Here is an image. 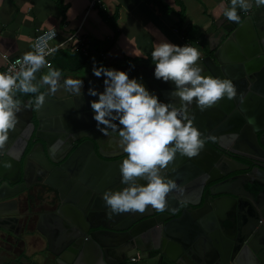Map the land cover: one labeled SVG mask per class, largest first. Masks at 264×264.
<instances>
[{
  "label": "water",
  "instance_id": "water-1",
  "mask_svg": "<svg viewBox=\"0 0 264 264\" xmlns=\"http://www.w3.org/2000/svg\"><path fill=\"white\" fill-rule=\"evenodd\" d=\"M229 28L223 47L215 54L221 62L207 61L205 74L232 78L238 97L224 98L203 112L193 105L194 124L206 138L205 147L195 157L177 154L168 166V176L184 186L188 203L181 204L170 194L163 212L149 207L143 213L126 212L108 218L101 199L103 188L118 189L124 185L106 186L105 179L95 182L93 173L98 168L99 155L105 157L102 163L106 168L119 165L125 154L118 140L114 135L108 136L105 144L114 150L109 154L102 153L96 143L98 154L88 131L75 130L53 156L48 139L42 135L44 120L37 119L35 124V116L42 117L40 111L47 108L48 114L56 118L55 123L62 120L74 124L68 113L78 108L90 118L92 96L87 91L84 94L85 107L74 97L73 106L70 98L58 100L60 97L54 96V100L45 94L39 108L36 102L24 105L27 112L22 129L11 133L0 149V229L12 232L18 221L16 212L10 211L4 200L24 190L20 180L26 181L22 171L28 162L38 167L41 180L47 170L50 176L65 170L78 177L85 167L87 176L80 181L87 189L77 184L69 196L60 191L61 205L69 209L74 230L70 245L60 253L55 251V264H76L90 255L94 260L104 248H125L132 258H154L159 263L167 257L187 264H264V6L260 20L247 15ZM224 48L228 59L223 56ZM153 68H144L143 74L136 76L142 75L146 87L161 100L179 105V99L170 95L172 85L155 79ZM85 80L87 89L103 91V76L88 79L86 75ZM240 93L244 94L243 102L239 100ZM76 123L85 126L83 122ZM86 135L90 141L83 139ZM84 149H88L87 153ZM77 158L81 159L80 168L69 171V164ZM237 158L247 160L253 167ZM4 161L15 164L16 180L10 178ZM44 182L48 183V179ZM10 184L17 187H8ZM81 192L83 197L78 196ZM98 225L105 229L91 230ZM208 244L212 254L204 255L202 249Z\"/></svg>",
  "mask_w": 264,
  "mask_h": 264
},
{
  "label": "crops",
  "instance_id": "crops-1",
  "mask_svg": "<svg viewBox=\"0 0 264 264\" xmlns=\"http://www.w3.org/2000/svg\"><path fill=\"white\" fill-rule=\"evenodd\" d=\"M91 0H0V69L4 65L2 53L17 56L24 55L30 51V42L35 33L39 30L55 28L56 35L50 41L51 45H57L71 35L76 29L80 30L83 37V44L76 41H70L57 48L54 53L46 58L53 68L61 71L62 78H78L84 80L83 93H86V80L93 79L96 76L92 73L93 61L97 64L102 63L106 67L120 69H130V76L143 74L144 68L154 66L151 57V51L155 44L164 38L172 43L183 45L186 39L178 32L175 23L177 18L167 12H159V7L147 3L145 0H96L90 7ZM164 5L178 10L179 6L175 5L174 0H160ZM184 8V18L182 27L190 28L195 39L192 46L199 49L200 63L204 69L207 61L220 63L221 58L215 56L216 51L223 47V41L228 36L229 27L235 21H229L223 15L225 7H230V0H179ZM251 6L247 10H239L241 17L252 16L255 20L262 17L263 6L257 7L255 0H250ZM188 44V43H187ZM223 49V48H222ZM223 56L228 59L227 52L223 51ZM134 67H131L133 66ZM48 71V66L42 67L36 73V81H40L42 74ZM97 79V78H96ZM40 93H45L50 98L58 100L70 98L72 105H75L73 93L65 92L62 88L55 94L47 90V86L40 84ZM38 94L17 92L16 98L21 101L22 110L18 113L19 122L14 131H20L26 118V108L24 105H31L36 102L35 97ZM55 96V97H54ZM81 101L86 107L85 97L75 98ZM96 97H92V100ZM46 111V112H45ZM91 111H89L90 113ZM42 117L34 118L35 124L37 119H43V134L53 145L58 138L65 142L72 132L88 131L91 139L95 140V135L103 134L96 127V121L88 118L78 108L74 109L71 115L74 124H68L62 120L56 119L53 115L48 114V109L41 110ZM53 117V118H52ZM52 120V121H51ZM76 122H83L85 126H80ZM70 125V126H69ZM77 125V126H76ZM66 128H72L70 131ZM14 131L10 132V136ZM15 135V134H14ZM86 135L83 139L90 141ZM98 135V136H99ZM105 137V136H104ZM108 137L103 138L104 149L101 152L109 154L111 147L106 145ZM42 142L43 139H41ZM96 145V143H95ZM63 146V145H62ZM99 147L96 145L95 150L98 152ZM88 150V149H87ZM84 149L83 152L87 153ZM83 155V154H82ZM100 156L97 169L94 170L95 182L104 180L106 186H118L120 184L119 166L115 168H106L102 163L105 157ZM88 161L89 156H87ZM80 158L75 159L69 164V171L80 168ZM7 167V173L11 179L16 180L17 169L14 163ZM105 166V168L103 167ZM38 167L33 162H28L25 172L26 181L24 190L17 195L8 196L4 200L10 206V211H15L18 221L14 224L11 231L0 229V264H53L57 252L65 249L66 245L72 240L70 227L73 224L65 218H54L58 215V208L62 204L59 200L40 202V196L50 195L54 198H61L60 191L69 196L77 187L82 185L80 178L87 176L85 167L81 168V173L77 176L70 175L68 171H59L50 176L49 170L46 176L42 178L38 174ZM49 175V176H48ZM84 176V177H85ZM48 179V183H45ZM31 182L36 191H29ZM17 184H10L8 187H17ZM83 189H87L82 185ZM104 190L109 189L104 187ZM29 191V192H28ZM28 193L35 197L36 201L32 202ZM84 192L78 194L83 197ZM12 195V194H11ZM34 208L30 207V202ZM105 229L100 225L94 229ZM104 231H102L103 233ZM105 232H107L105 230ZM59 248L55 252V248ZM210 244L202 249L204 255H211ZM105 249V248H104ZM103 249V250H104ZM107 250L106 256L100 260H92L91 255L84 261V264H187L184 260H171L164 257L159 263L154 258L148 260L139 257L128 256L122 248H113Z\"/></svg>",
  "mask_w": 264,
  "mask_h": 264
},
{
  "label": "clouds",
  "instance_id": "clouds-1",
  "mask_svg": "<svg viewBox=\"0 0 264 264\" xmlns=\"http://www.w3.org/2000/svg\"><path fill=\"white\" fill-rule=\"evenodd\" d=\"M230 3L223 11L229 21L239 22L238 9L243 11L251 6L250 0H230ZM255 4L264 6V0H255ZM54 51L50 48L26 52L8 71L0 72V149L19 122L18 113L22 108L17 92L38 94L37 108L45 100L40 84L46 85L51 94L62 88L75 98H83L84 80L62 78L61 71L46 60ZM200 56L199 49L191 44L178 45L166 38L157 42L151 51L153 77L172 85L170 95L179 99V105L161 100L155 91L146 87L142 75L130 76V69L106 67L93 61L92 73L103 76V91L95 87L87 89L89 96L96 97L89 101L92 118L100 133L116 137L125 154L118 165L120 183L124 186L101 193L108 218L126 212L143 213L149 207L163 212L168 207L170 194L181 204L188 203L184 186L167 173L177 154L191 158L205 147L206 138L194 124L192 106L203 112L224 98L238 97L233 79L205 74ZM46 65L48 71L34 83L36 73ZM239 100L243 102V93L239 94ZM63 144L64 140L58 138L50 146L51 154L55 156ZM4 164L10 166L8 161Z\"/></svg>",
  "mask_w": 264,
  "mask_h": 264
},
{
  "label": "built area",
  "instance_id": "built-area-1",
  "mask_svg": "<svg viewBox=\"0 0 264 264\" xmlns=\"http://www.w3.org/2000/svg\"><path fill=\"white\" fill-rule=\"evenodd\" d=\"M95 1L96 0H91L90 1V7L93 6ZM55 35H56V30L53 27L49 28V29H46V30L37 31L35 33L34 37L32 38L31 42H30V51L36 52V51H39L40 49H44L45 51H47L50 48L56 50L60 46H62L64 44H67L70 41H76L80 45L83 44V37L80 35V30L79 29H76V31H74L71 35H69L61 43H59L57 45H51L50 41L55 37ZM187 43L191 44L189 42H187ZM54 52H52V53H54ZM1 55H2L3 60H4V65H3L2 69H0V72L8 71L10 66L15 64V61L17 59L22 58V56H23V55L11 56V55H8V54H5V53H2ZM50 55H48V56H50ZM48 56H46V58ZM16 67L18 68L19 65H16ZM131 259L135 260V258H131Z\"/></svg>",
  "mask_w": 264,
  "mask_h": 264
},
{
  "label": "trees",
  "instance_id": "trees-1",
  "mask_svg": "<svg viewBox=\"0 0 264 264\" xmlns=\"http://www.w3.org/2000/svg\"><path fill=\"white\" fill-rule=\"evenodd\" d=\"M147 3L159 7V12H167L172 15H174L177 18V21L175 23V26L178 30V32L182 35L184 39H186V42L192 43L193 40L195 39L193 33L191 32L190 28H183L182 23H183V18H184V8L180 4L179 0H174L175 5L179 6V9H173L172 7H168L164 5L160 0H145Z\"/></svg>",
  "mask_w": 264,
  "mask_h": 264
},
{
  "label": "bare ground",
  "instance_id": "bare-ground-1",
  "mask_svg": "<svg viewBox=\"0 0 264 264\" xmlns=\"http://www.w3.org/2000/svg\"><path fill=\"white\" fill-rule=\"evenodd\" d=\"M54 218H62V219L65 218L73 224V221L71 220V214H70L69 209L65 208L62 205L58 208V215H56ZM73 230H74V224H73V226L70 227V231L72 232ZM122 249H124L123 252H126L125 248H122ZM57 250H59L58 247L55 248L54 251H57ZM103 251L104 250H102V252L100 251L101 252L100 254L98 252V255L96 256V260H98L97 258H99V260H100L103 257ZM76 264H84V263L83 262H76Z\"/></svg>",
  "mask_w": 264,
  "mask_h": 264
},
{
  "label": "rangeland",
  "instance_id": "rangeland-1",
  "mask_svg": "<svg viewBox=\"0 0 264 264\" xmlns=\"http://www.w3.org/2000/svg\"><path fill=\"white\" fill-rule=\"evenodd\" d=\"M33 184H34V183H33ZM33 184H32L31 182H28V185L31 186V188L28 189L29 191L31 190V191L34 192V191H36L37 189H40V188H38V186H41V185H38V184H37V185L34 187ZM29 191H28V192H29ZM28 195L30 196L32 202L36 201V199H35L34 196L30 195L29 193H28ZM51 200H54L55 202H57L58 200L60 201L59 198H54L53 196H50V195H47V196L42 195V196H40V199H39L40 202H48V201H51ZM29 202H30V201H29ZM60 202H61V201H60ZM30 207L34 208V205L31 204V202H30ZM107 250L111 251V250H114V249H113V248H112V249H104V251H103V256H106V254H108V253H107ZM72 251H73V250H72ZM55 257H56V256H55ZM53 264H55V262H54Z\"/></svg>",
  "mask_w": 264,
  "mask_h": 264
},
{
  "label": "flooded vegetation",
  "instance_id": "flooded-vegetation-1",
  "mask_svg": "<svg viewBox=\"0 0 264 264\" xmlns=\"http://www.w3.org/2000/svg\"><path fill=\"white\" fill-rule=\"evenodd\" d=\"M263 124H264V122H263ZM99 135V134H98ZM97 134L95 135V140H94V142L95 143H98L99 145L100 144H102L103 142H104V140H103V138H105V137H108V136H105V135H103V137L101 138L100 137V135L98 136ZM105 136V137H104ZM110 138V137H109ZM106 145H108V144H106ZM102 148L101 149H104V145L103 146H101ZM101 149H100V151H101ZM112 149V148H111ZM112 151H114L113 149H112ZM241 163H243V164H249L250 165V167H253V165H251V163H249L247 160H245V159H240V158H237ZM242 164V165H243Z\"/></svg>",
  "mask_w": 264,
  "mask_h": 264
}]
</instances>
